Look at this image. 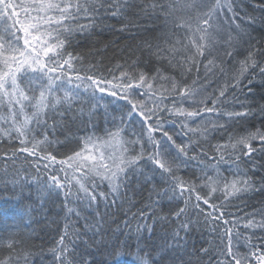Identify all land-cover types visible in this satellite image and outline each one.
<instances>
[{
    "label": "snow or ice",
    "instance_id": "snow-or-ice-1",
    "mask_svg": "<svg viewBox=\"0 0 264 264\" xmlns=\"http://www.w3.org/2000/svg\"><path fill=\"white\" fill-rule=\"evenodd\" d=\"M127 7L126 0H0V142L9 144L0 148V164L5 176L13 167V185L18 162L21 168L31 163L37 174L43 169L46 179L36 177L38 195L63 196L64 227L47 253L41 249V258L91 264L83 236L101 232L103 225L96 217L89 220L91 212L69 206L72 199L87 209L100 200L115 204L135 183L152 185L147 202L123 221L126 232L116 228L137 241L129 253L132 264H264V207L243 216L228 211L234 198L264 194V164L254 155L264 157V125L244 134L229 129V122L253 114L245 107L248 94L257 76L264 80V38L249 31L256 17L237 0H153L151 10L163 25L157 42L146 43V64L137 56L109 76L83 67L70 50L73 37L122 16ZM253 8L264 12V3L253 0ZM84 101L90 116L103 107L107 117L112 102L121 111L103 136H82L78 150L58 158L56 128L77 103L83 112ZM194 161L198 172L192 171ZM165 202L168 214L160 216L157 209ZM156 217L171 231L153 254L139 241L145 231L151 237L148 221L154 224ZM73 218H83V233ZM201 229L215 239L188 252L191 234ZM0 251V264H33L34 253L16 227L0 236Z\"/></svg>",
    "mask_w": 264,
    "mask_h": 264
},
{
    "label": "trees",
    "instance_id": "trees-1",
    "mask_svg": "<svg viewBox=\"0 0 264 264\" xmlns=\"http://www.w3.org/2000/svg\"><path fill=\"white\" fill-rule=\"evenodd\" d=\"M125 2V0H121ZM128 7L124 14L118 18L108 17L102 23H99L94 30L84 34H78L73 37V45L70 50L82 58L83 67L88 68L95 66L94 71L109 76L110 72L118 75L117 65H124L126 61H131L137 56L146 64L147 49L146 43L155 44L161 37L160 29L163 20L158 19L157 15L151 10L153 0H126ZM255 3H264V0H255ZM237 4L244 12L256 17V23L249 31L257 39L264 38V12L260 9L253 8V0H237ZM123 29V30H122ZM237 59H243L241 54ZM210 90L214 85H209ZM253 92L248 94V101L245 107L253 109V114L247 118H240L238 121L229 122V129L232 133L244 134L247 131L254 130L264 125V113L259 111L264 105V80L257 76L253 85ZM245 96L239 94V100L243 101ZM106 101H114L113 97H106ZM102 104L104 102H101ZM123 104V101L119 102ZM83 112L80 111L81 103H77L72 112L65 115L63 124L58 125L55 131L56 139L61 141L54 146L55 154L58 158H65L78 150L77 141L80 137L95 133L103 136L106 128L112 127V116L118 117L121 109L115 102L108 104V115L106 117L103 107L96 109L94 115L90 116V106L87 101L82 102ZM239 103L235 107L239 108ZM231 107V105H229ZM59 121V117H56ZM49 125L52 120L49 119ZM138 128V126H137ZM48 131L51 133L52 128ZM221 137H216L211 143L215 144L220 141ZM259 148V143L254 142ZM9 144L7 140L0 142V148L7 149ZM257 164H264V157L254 153ZM196 162H192V171L198 170L194 167ZM59 165H57V168ZM250 167V165H249ZM19 170V176L16 177L17 183L13 185L10 181L14 176V169L9 166V175L5 176L3 166L0 164V236H6L8 230L13 227L18 229V237L23 239L34 253L33 264H49L50 256L45 254L41 258V249L47 253V249L58 238L65 223V210L63 209V196L59 197H41L38 195V186L36 177L46 179L41 173L37 174L35 167L31 163L21 164L18 162L15 166ZM62 175V174H61ZM159 177L156 178L155 184L159 190ZM106 189V185L104 186ZM152 185L143 188L137 187L135 183L130 185L127 196L117 200L115 204L100 200L98 207L87 209L84 205L79 204L74 198L69 206L79 207L84 215H89V220L93 217L99 219L103 225L102 231L93 235L92 231L87 232L83 239L88 241L89 247L87 252L91 264H132L134 257L130 252H135L137 241L135 239L127 240L125 235L116 231L117 225L121 231L124 229L123 221L131 219V213L137 212L143 207L148 198ZM153 199L155 197L153 196ZM107 203V206H106ZM264 207V194L248 193L240 198H234L229 204L228 211L243 216L244 213H251L255 209ZM168 205L165 202L163 209H157L160 216L168 214ZM99 216H96V213ZM71 223L76 224L83 233L84 220L78 221L73 218ZM152 224L154 232L149 238L148 232H143L139 241L140 247L146 251L156 254V249L163 244V237L171 231L170 225L156 217V222L148 221ZM136 221L133 220L131 228L134 230ZM215 239L214 233L207 229L194 231L188 240V252L193 248L199 249L201 246L208 247V242ZM122 242L132 245L129 249ZM81 251H84V245L81 244ZM122 253V254H120ZM4 253L0 251V255ZM163 254V253H161ZM187 259V257H186ZM165 264H170L165 260ZM204 264H208L205 259Z\"/></svg>",
    "mask_w": 264,
    "mask_h": 264
}]
</instances>
